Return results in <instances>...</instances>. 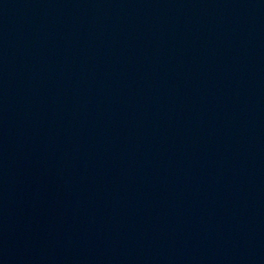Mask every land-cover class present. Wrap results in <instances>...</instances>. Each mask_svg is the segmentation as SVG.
Wrapping results in <instances>:
<instances>
[{
    "label": "water",
    "instance_id": "1",
    "mask_svg": "<svg viewBox=\"0 0 264 264\" xmlns=\"http://www.w3.org/2000/svg\"><path fill=\"white\" fill-rule=\"evenodd\" d=\"M0 264H264V0H0Z\"/></svg>",
    "mask_w": 264,
    "mask_h": 264
}]
</instances>
